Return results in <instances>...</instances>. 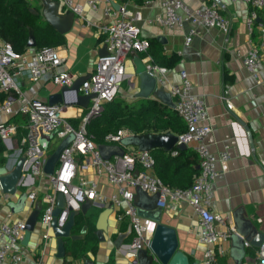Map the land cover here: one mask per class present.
<instances>
[{"label": "built area", "instance_id": "2783aa9c", "mask_svg": "<svg viewBox=\"0 0 264 264\" xmlns=\"http://www.w3.org/2000/svg\"><path fill=\"white\" fill-rule=\"evenodd\" d=\"M64 13H70L88 26L95 23L88 20L84 14V6L92 11L99 10L105 18L95 26L99 32L103 53L97 58L95 69L86 76L78 87V94L89 96L86 108L75 104L73 91L63 93L60 102L49 105L34 97L26 96L21 87V79L27 78L31 83H37L43 76L49 75L50 81L58 87H70L77 76L63 70H57L62 59L53 47L39 49L28 48L24 52H17L12 45L0 38V116L7 119L13 116L25 117L22 126L25 133L16 137L17 125L13 122H0V141L5 151H12L6 158L4 168L11 167L17 157H23L22 175L17 183L24 186L27 181L33 184V176H44L51 192L44 195V206L38 210L36 223L50 229L53 216L51 212L56 206V195L60 194L64 200V207L56 217V226L62 227L70 212H79L81 204L90 200L97 206H111L115 209V220L127 222L130 225L132 238L128 242V257L132 264L137 263V253L148 249V243L154 223L137 215L133 203L135 189H140L147 195H156L157 207L164 208L168 204L185 202L197 216V239L204 245L202 264H221L220 257L223 249L220 243L231 238L233 230L225 224V218L212 212L213 196L211 185L218 175L216 161L228 159V146L214 155L211 153L204 138L210 132L206 123V113L202 100L191 92V84L186 72L178 71L179 82L167 84V69L154 65L150 57L145 56L146 71L150 73L157 85L167 84L166 91L170 95L173 109L184 121L186 130L177 134V144L189 146L197 158V172L192 176L188 187H173L164 183L153 172L154 159L149 151H140L136 147H122L121 156H114L108 160L101 158L97 144L87 134L85 126L89 119L100 114L105 102L111 101L118 93V86L125 75V61L131 52L145 53L148 48L146 39L139 36L138 23L142 21L139 10L130 13L125 7L118 5L113 8L111 0H57ZM231 3L243 2L249 11L245 18V27L249 33L258 19V12L264 11V0H228ZM161 13L148 23H155L161 27H180L190 23L192 28L184 37L185 45L191 41L195 29L214 28L226 34L230 29V22L219 12L216 1L210 0L199 9H190L182 0H159ZM259 45H252L241 56V65L246 73L252 74L261 66L262 56L260 48L264 49V27L261 28ZM264 93V79L256 80ZM223 91L221 100L225 108L230 110L231 102ZM68 108L73 113L64 114ZM79 118L80 123L74 127L70 119ZM130 129L120 127L115 132L104 136L101 145H119L122 138L134 135ZM71 141L60 151L56 165L50 175L42 172L45 159L60 141L68 136ZM45 137H48L46 140ZM57 144V145H56ZM56 145V146H55ZM176 151H172L175 154ZM17 156V157H16ZM260 164L264 167V161ZM93 168L95 174H103L107 183L114 187L110 195L97 191L96 182L84 178L82 171ZM26 198L33 203L36 193L30 191ZM220 226V228H218ZM24 220L0 223V264H20L23 258L21 240L23 238ZM42 235V239L47 238ZM245 247L249 242H243ZM33 264H41L34 260ZM264 264V240L255 251V263Z\"/></svg>", "mask_w": 264, "mask_h": 264}, {"label": "crops", "instance_id": "0c3cea01", "mask_svg": "<svg viewBox=\"0 0 264 264\" xmlns=\"http://www.w3.org/2000/svg\"><path fill=\"white\" fill-rule=\"evenodd\" d=\"M53 1L58 4L60 13L64 14L59 2ZM99 1L103 5L104 0ZM111 1L112 4L125 7L130 13L139 10L142 15V21L138 23L139 36L146 40L155 39L162 45L165 55L174 53L179 56V61L173 68H166L167 84L179 82V70L183 69L186 72L191 92L202 100L207 117L206 123L210 126V132L204 138L208 150L217 155L223 145L228 146V159L216 161L218 175L211 185L214 201L212 212L223 216L225 224L233 230L231 238L220 243L223 249L220 263L254 264L256 247L251 243L259 240L260 235L264 240V167L260 164L264 161V93L256 84V80L264 79V49H259L262 56L261 66L252 74L246 73L243 69L241 56L252 45H259L260 31L264 27V11L258 12L253 32L249 33L244 23L249 11L247 4L214 0L219 5L220 14L230 22L228 33L223 34L214 28L198 27L189 44L185 45L184 37L192 28L190 23L186 22L180 27L169 29L146 22L161 13L159 0H143L140 5L119 0ZM182 1L190 9H199L210 0ZM75 2L82 4L84 0ZM38 9L41 16L42 2ZM83 10L85 17L95 25L105 21L99 10L92 11L86 6ZM95 25L88 26L79 19L72 18L70 30L62 34L64 44L55 47L62 59L57 70L70 72L77 78L86 77L94 71L97 58L103 53V45ZM157 36L164 37L165 44L160 43L156 39ZM143 58L145 56L140 57V54L131 52L125 61V75L119 83L118 96L126 101L135 99L134 94L138 90L135 71L142 64H146ZM47 84H53L49 75L43 76L35 84L25 77L21 79L22 91L26 96L46 102L47 97L53 93L42 92ZM123 84L126 87L122 89ZM167 84L160 86L155 83V88L167 92ZM223 91L227 92L226 96L232 104L230 110L225 108L221 100ZM148 99L153 98L150 96ZM65 114L68 115L67 111ZM5 120L6 117L0 116V122ZM172 151L178 150L173 148L170 152H164L175 156L176 153L172 154ZM6 153H2L1 156L7 158ZM192 156L193 167L197 171V158ZM175 160L167 163L164 169L168 174L167 178L172 181H176L171 177L173 168L180 167L184 170V166H180L183 161L179 158ZM5 163L6 159L0 167H4ZM82 172L84 178L96 182L99 193L108 196L114 191V187L107 183L104 175L95 174L93 168H87ZM30 181L24 186H18L13 195H5L0 190V223L25 220L32 210H39L44 206V195L51 192L46 178L33 176V184ZM30 191L36 193V200L33 203L26 198ZM90 211L88 209L86 215L93 216L92 218L86 219V215L79 212L75 217L79 216L93 224L100 208L95 207V210ZM115 212L113 208L107 218L108 227L107 232L103 234V241L97 239L91 244L82 241L75 249V256L71 255V248H67V245L65 247L64 244L66 250L62 258L55 257L56 239L52 235L51 227L48 230L36 223L34 230L28 235L26 244H21L23 258L20 264H33L34 260H39L41 264H132L131 258L127 255L128 241L118 249L112 245L116 233L124 232L129 225L125 221L118 223L115 220ZM160 222L175 230L177 250L187 256L189 264H202L204 245L197 239V216L192 209L185 202L168 204L162 208ZM43 234L48 235L46 239H42ZM245 241L249 242L250 246L245 247L243 245Z\"/></svg>", "mask_w": 264, "mask_h": 264}, {"label": "water", "instance_id": "95a60500", "mask_svg": "<svg viewBox=\"0 0 264 264\" xmlns=\"http://www.w3.org/2000/svg\"><path fill=\"white\" fill-rule=\"evenodd\" d=\"M43 9L41 16L55 31L60 34L67 33L72 26L73 15L70 13H60L58 4L53 0H41ZM113 8L117 9V4H112ZM156 39L165 44V38L157 36ZM26 46L28 48L35 47L34 37L31 30H28V39ZM138 78V90L134 94V98H149L150 96L173 109V103L170 95L164 92L160 88H155L154 77L146 71L145 64H142L140 68L135 71ZM86 79V77H78L70 87H60L58 92L52 93L47 97V103L49 105L56 104L61 101L63 93L66 91H73L75 95V104L80 108H86L89 96H81L78 94V87ZM47 140L48 137H45ZM72 136H68L58 143L49 156L45 159L42 172L50 175L53 172V168L57 163L60 151L71 141ZM177 135L166 132L160 134H134L124 137L120 140L119 145H97V149L102 159L108 160L114 156H121L123 153L122 147L134 146L140 151H149L153 148H162L164 151L170 152L173 148L177 150L185 149L183 144H177ZM17 157V156H16ZM24 159L23 157H17L15 162L9 168L0 167V190L5 195H13L17 188V183L22 175ZM198 168V167H197ZM145 201V202H143ZM158 201L156 195H147L140 189L134 190L133 203L136 207V213L138 216L148 219L154 223L150 240L148 243V249L138 251L136 259L138 264H189L187 256L177 250V238L175 230L160 222L162 208L157 207L155 204ZM64 207V200L60 194L56 195V206L53 208L51 215L53 220L51 222V231L53 237L56 239V252L55 257L62 258L65 256V240L71 241L81 240L86 232V225H82L77 233L72 232L74 226V217L78 212H70L66 222L62 227L56 226V217L59 214L60 209ZM90 207H98L100 211L94 218V235L98 241H103V234L107 232V218L112 212L111 206L103 207L97 206L90 200H85L81 206L79 213L86 215L87 210ZM38 215V209L32 210L24 220V235L21 240V244H26L28 235L34 230L36 219ZM93 216L86 215L87 218ZM131 233L130 225L127 226L124 232L116 233L112 245L118 249L121 246L127 244L125 240ZM259 240L256 239L251 243L256 248L263 241L260 235Z\"/></svg>", "mask_w": 264, "mask_h": 264}, {"label": "trees", "instance_id": "16d2710c", "mask_svg": "<svg viewBox=\"0 0 264 264\" xmlns=\"http://www.w3.org/2000/svg\"><path fill=\"white\" fill-rule=\"evenodd\" d=\"M119 1L132 2L136 5H140L143 2V0ZM29 29L35 41V47L31 49L36 50L41 47L55 48L64 44L63 35L55 31L44 21L40 16L39 9L28 0H0V38L9 42L15 51L24 52L28 49L26 43ZM147 42L148 48L145 53L140 54V57L149 56L152 64L164 68H173L178 63L179 56L174 53L169 56L165 55L162 45L155 39H148ZM3 96L1 94L0 99ZM6 121L17 125L16 137L18 139L25 133V130L22 128L26 123L25 117L16 115L8 118ZM69 121L74 127H77L80 123L79 118H73ZM120 127H126L139 135L166 132L177 135L186 130L184 121L176 114L174 109L167 107L159 101L148 98H135L126 101L119 97L118 94L111 101L103 104L100 114L89 119L85 129L93 142L101 145L106 134L115 132ZM190 150V148L178 150L175 156H171L170 153L158 148L149 150L154 159L153 173L170 186L188 187L191 184L192 176L197 172L193 167L194 160L191 159L192 155L195 157L196 155ZM4 152H6L5 147L0 141V156ZM177 158L183 161V164L180 166H184V170H181L180 167L173 168L171 177L176 179V181H172L167 178L168 174L164 169L167 163L176 161L175 159ZM5 159L3 156L0 157V165L5 162ZM82 225H86L83 239L71 242L67 239V242L65 241V247L67 245V248H71V255L73 256H75L74 252L78 247L77 245L82 241L91 244L97 240V237L93 233V224L88 220L79 218V216L74 218L73 232H78ZM131 238L132 232L125 241L129 242Z\"/></svg>", "mask_w": 264, "mask_h": 264}, {"label": "rangeland", "instance_id": "374dc122", "mask_svg": "<svg viewBox=\"0 0 264 264\" xmlns=\"http://www.w3.org/2000/svg\"><path fill=\"white\" fill-rule=\"evenodd\" d=\"M29 2H31L35 7H38V8H40L41 7V0H28ZM126 86H125V84H123L122 85V89L123 88H125ZM58 90H59V87L58 86H56V85H53V84H47L44 88H43V90H42V92L43 93H47L48 91H51V92H53V93H55V92H58ZM118 94V93H117ZM57 145V144H56ZM55 145V146H56ZM131 147H134V146H131ZM7 156H9L10 154H12V151H8L7 153ZM49 156V155H48ZM48 156H46V157H48ZM92 209H94L95 210V207H90L89 208V211L90 210H92ZM91 212V211H90Z\"/></svg>", "mask_w": 264, "mask_h": 264}, {"label": "bare ground", "instance_id": "6f19581e", "mask_svg": "<svg viewBox=\"0 0 264 264\" xmlns=\"http://www.w3.org/2000/svg\"><path fill=\"white\" fill-rule=\"evenodd\" d=\"M71 112H73V110H72L71 108H68V110H67V114H68V113H71ZM65 113H66V112H65ZM65 113H64V114H65Z\"/></svg>", "mask_w": 264, "mask_h": 264}]
</instances>
